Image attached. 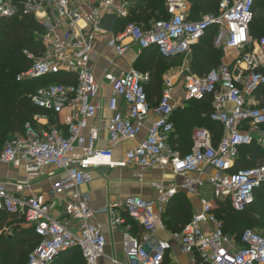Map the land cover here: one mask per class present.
I'll return each mask as SVG.
<instances>
[{
  "label": "built area",
  "instance_id": "1",
  "mask_svg": "<svg viewBox=\"0 0 264 264\" xmlns=\"http://www.w3.org/2000/svg\"><path fill=\"white\" fill-rule=\"evenodd\" d=\"M194 1L165 0L168 18L149 27L131 22L119 33L108 34L100 30L103 18L126 19L128 1L0 0V21L31 16L42 28L35 36L43 52L24 51L32 65L18 81L59 73L76 77L75 84H49L29 95L35 105L57 116V124L34 116L26 123L25 133L15 135L0 151V165L25 174L0 179V211L23 218L41 239L27 264H53L72 249L80 250L84 264H104L107 239L96 221L98 211L82 189L101 168L130 166L144 171L170 169L184 181L153 182L155 200L133 196L109 205L111 229H124L125 261L108 258V264H264V234L246 229L236 242L224 232L215 212L216 201L226 200L234 211H245L264 184V160L257 167L232 172L242 147L257 143L264 149V105L256 102L257 97L264 98V35L255 39L251 34L256 0H216L218 13L201 12L196 18L191 15ZM213 27L217 28L215 47L236 51L238 57L203 76L189 69L181 75L184 102L211 98L210 119L223 127L224 136L215 145L212 134L199 128L192 135L191 151L182 155L171 144L177 75L163 79L161 99L152 106L145 88L149 73L131 69L116 75L113 69L131 45L141 51L156 48L165 59L186 57ZM100 34H107V45L118 57L104 68L111 91L109 120L99 117L104 108L102 86L92 67ZM126 40L131 43L125 44ZM149 119L153 122L145 138L115 160L117 146L135 143ZM105 131L106 147L100 148ZM137 179L145 180L142 174ZM40 181H49L51 188L32 193ZM205 184L212 188L213 200H202L201 211L180 232H169L163 220L170 201L180 193L196 197ZM59 207L64 211L62 218L54 215ZM124 214L141 228V235L131 231ZM158 231L169 237L158 236Z\"/></svg>",
  "mask_w": 264,
  "mask_h": 264
},
{
  "label": "trees",
  "instance_id": "2",
  "mask_svg": "<svg viewBox=\"0 0 264 264\" xmlns=\"http://www.w3.org/2000/svg\"><path fill=\"white\" fill-rule=\"evenodd\" d=\"M194 6L196 15L199 12L216 14L219 10L216 0H195ZM129 10V16L117 23L116 33L122 31L131 22L149 27L153 20L168 18L165 0H135ZM254 12L256 14L251 26V34L255 39H260L264 35V0H256ZM41 31L40 24L31 16L0 21V149L9 138L18 134L23 135L26 123L33 121L34 116L48 117L51 125L57 124V116L35 105L29 98L30 94L49 84L76 83V77L67 73L18 81V76L30 69L32 65L24 55V51L35 55L43 52V47L35 36V33ZM216 34V27L209 29L193 47L192 73L203 76L221 64L223 52L214 45ZM151 49L157 51L156 48L144 50L143 62L137 66V70L150 75L149 82L145 85L150 98L161 95L163 75L168 68L165 61L167 59L159 53V57L153 56L154 51ZM211 112L212 99L206 98L201 101L187 102L185 110L178 109L174 113L177 120L174 122L173 119V122L178 134L175 148L182 155L191 151L190 144L193 137L191 131L196 126L206 128L213 137L220 135L222 139L224 129L219 123L210 119ZM263 160L264 149L257 143L242 147L232 172L254 168ZM215 212L223 221L224 232L231 237L236 235L237 241L241 239L246 229L264 230V184L255 192L254 203L245 211H234L229 200H226L216 201ZM192 217L191 202L184 193H180L167 206L164 215L166 229L171 233L180 232ZM23 220L17 215L0 211V232L3 233L0 235V264H27L28 257L40 244L41 239L34 228L22 229L17 225ZM10 228L13 231L11 236L5 234V231ZM84 263L80 250L72 249L61 254L53 264ZM165 264L169 262L166 261Z\"/></svg>",
  "mask_w": 264,
  "mask_h": 264
},
{
  "label": "crops",
  "instance_id": "3",
  "mask_svg": "<svg viewBox=\"0 0 264 264\" xmlns=\"http://www.w3.org/2000/svg\"><path fill=\"white\" fill-rule=\"evenodd\" d=\"M126 1L129 2L130 5L129 9L135 3V0H126ZM191 8H192L191 15H193V17L196 18L195 17L196 14L194 13L195 12L194 4ZM154 21L155 20H153L150 23V25ZM107 40H108L107 34L98 35L95 42V51L92 56V67L98 83L102 86L100 99L104 108L100 110L99 117L109 120L112 117V113L107 109V107H108L111 91L107 81L105 80L104 68L108 65L110 59L112 58L116 59L118 57L115 53V50L107 45ZM130 43H131L130 40L125 41V44H130ZM152 50L154 51L152 52V55L159 57L158 52L155 49H151V51ZM143 52L144 51H141L139 47H137L136 45H131L130 49L123 57H121L120 59H116L117 63H116V67L113 69L114 73L116 75H119L123 71H129L131 69L137 70L138 64L143 62L142 61ZM192 54L193 52L186 57L189 56L192 57ZM238 55H239L238 52L233 50H225V52L223 51L221 64L233 63L234 60L238 57ZM186 57L167 59L165 61L166 63H168ZM188 69L191 71V62L190 63L186 62L182 68H172L170 70L168 67L163 75V79L167 75H173V74L177 75L176 76L177 85L174 91V100H175V104L177 105L176 111L178 109L185 110L187 105V103L184 102L183 78H182L183 76L181 74L184 71H187ZM162 89H163V83H162ZM161 95H162V90H161ZM161 95L152 98L149 97L152 106H156L158 104V102L161 99ZM256 102L260 105H264V98L262 99L259 96L257 97ZM174 115H173V119L174 122H176L177 119L176 116ZM152 122H153L152 119H149L146 122L142 134L139 136L137 141H135V143L125 142L117 146L114 152L115 160H121L129 149L133 148L137 143H139L141 140L145 138ZM199 128L202 127L200 126L194 127L191 131L192 135ZM216 136L213 137V142L215 145H217L220 142L219 140L221 139L220 135L217 136V138ZM107 137H108V133L105 131L103 135V141L99 143L100 148L106 147ZM177 139H178V134H177V128L175 127V133L173 134L171 139V144L173 147L177 146L175 144ZM260 164H258L257 166H259ZM140 174L144 176L145 179L144 182L138 181L137 177ZM24 177L25 174L23 173L22 170H15L10 167L0 165V179L2 181L11 178H24ZM183 181H184L183 177H178L174 175L170 169L154 168L144 171L138 167L130 166L127 168H116V169H111L106 167L97 170L94 173L93 181L85 185L82 190L84 191V193L88 195L90 199L91 207L94 210L98 211V214L96 216V221L98 224L102 226L103 233L106 236L108 243L106 248V256L108 258H114L120 261H125V256L123 253V234H122L124 229L122 228L118 231H113L110 227L111 217L109 211H106L111 203H114L116 201H122L133 196H140L146 200H155L158 198V194L152 187L153 182H160L166 184H170V183L181 184L183 183ZM207 187L210 186L205 184L202 188H200L199 195L196 197L193 196L191 197L184 193L187 199H189V201L192 203L193 215L201 211L202 200H209V201L213 200V190L210 187L211 192L209 193V191L206 189ZM50 188H51V183L49 181H40L33 185L31 192L32 193L46 192ZM63 213H64L63 209L59 207V209L55 211L54 215L56 217L62 218V216L64 215ZM124 216L126 215L124 214ZM126 218H127V224L131 227V231L137 236L141 235L142 232L141 228L134 221L130 220L127 216ZM25 227L26 229L31 228L27 224ZM2 234L3 233L0 232V235ZM158 236L168 238L169 234L165 233L164 231H158ZM108 258H104L101 262L104 264H108L109 263ZM182 261L184 262L187 261V257L182 256Z\"/></svg>",
  "mask_w": 264,
  "mask_h": 264
},
{
  "label": "rangeland",
  "instance_id": "4",
  "mask_svg": "<svg viewBox=\"0 0 264 264\" xmlns=\"http://www.w3.org/2000/svg\"><path fill=\"white\" fill-rule=\"evenodd\" d=\"M256 13H257V11H256ZM255 13V14H256ZM222 52H223V50H221ZM225 52V51H224ZM191 60H192V57L191 56H189V57H186V58H183V59H179V60H176V61H172V62H168L167 63V66L169 67V69L171 70L172 68H182L184 65H185V63L186 62H188V63H190L191 62ZM193 105V104H192ZM13 138V137H12ZM12 138H9L6 142H5V144H4V146L0 149V151L1 150H3V148L5 147V145H6V143L9 141V140H11ZM208 191H209V193L211 192V188L210 187H207L206 188ZM191 205H192V203H191ZM163 222H164V224H165V220H163ZM20 228H22V229H26V222L23 220L22 222H20L19 224H17ZM166 227V226H165ZM254 230V229H253ZM256 230V229H255ZM256 231H258V232H261L262 234H264V230H262V231H260V230H256ZM12 233H13V231H12V228H10V229H8L7 231H5V234L6 235H9V236H11L12 235ZM232 238L234 239V241H236L237 242V236L236 235H232ZM28 260H29V257H28V259H27V262H28Z\"/></svg>",
  "mask_w": 264,
  "mask_h": 264
},
{
  "label": "water",
  "instance_id": "5",
  "mask_svg": "<svg viewBox=\"0 0 264 264\" xmlns=\"http://www.w3.org/2000/svg\"><path fill=\"white\" fill-rule=\"evenodd\" d=\"M118 22L119 18L116 15H106L100 24V30L113 34Z\"/></svg>",
  "mask_w": 264,
  "mask_h": 264
}]
</instances>
